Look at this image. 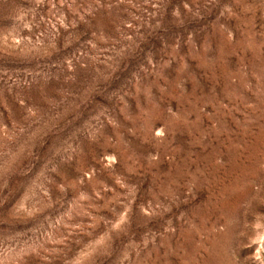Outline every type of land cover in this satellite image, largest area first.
I'll return each instance as SVG.
<instances>
[{"label":"rangeland","instance_id":"obj_1","mask_svg":"<svg viewBox=\"0 0 264 264\" xmlns=\"http://www.w3.org/2000/svg\"><path fill=\"white\" fill-rule=\"evenodd\" d=\"M0 264H264V0H0Z\"/></svg>","mask_w":264,"mask_h":264}]
</instances>
